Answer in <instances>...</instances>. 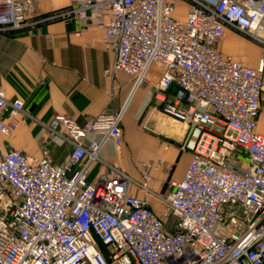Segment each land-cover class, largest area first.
<instances>
[{
	"label": "built area",
	"instance_id": "obj_1",
	"mask_svg": "<svg viewBox=\"0 0 264 264\" xmlns=\"http://www.w3.org/2000/svg\"><path fill=\"white\" fill-rule=\"evenodd\" d=\"M180 1L182 20L174 17ZM30 2L0 0V29L32 24ZM53 16L74 18L79 32L103 29L112 69L134 87L155 69L153 103L186 125L179 150L190 158L180 179L155 191L149 172L136 181L99 157L105 139L121 144L126 104L82 125L55 115L45 132L71 143L63 161L46 149L34 156L0 146V264H264V135L256 131L264 67L214 46L229 25L264 52V0H71ZM23 110L0 86L1 135L15 131ZM90 133L102 139L83 144ZM97 162L109 171L90 178ZM132 185L157 198L161 211Z\"/></svg>",
	"mask_w": 264,
	"mask_h": 264
},
{
	"label": "crops",
	"instance_id": "obj_2",
	"mask_svg": "<svg viewBox=\"0 0 264 264\" xmlns=\"http://www.w3.org/2000/svg\"><path fill=\"white\" fill-rule=\"evenodd\" d=\"M70 3L71 0H31L26 16L32 24L21 29H0V86L7 98L18 97L24 102L18 127L10 136L0 134V146L21 148L34 156L46 149L52 160L59 163L70 153L72 145L59 136H46L45 125L55 115L67 116L82 125L91 115L126 104L121 144L117 146L111 138L105 139L99 157L136 181L142 180L143 171L149 172L152 177L148 186L163 191L168 178L182 177L189 161L190 152L179 150L186 125L163 114L153 103L155 69L150 71L147 84L134 87L130 75L112 69L114 51L104 45L103 29L88 26L79 32L74 18L53 16ZM214 46L248 66L262 65L261 45L229 25H224L223 35ZM149 122L158 129L150 128ZM256 131L264 135V107L257 115ZM101 139V134L90 133L82 138V143ZM178 161L181 164L175 171ZM148 162L157 165V169H147L144 163ZM108 171L105 164L94 163L90 178ZM131 192L147 196L150 206L161 211L157 198L134 185Z\"/></svg>",
	"mask_w": 264,
	"mask_h": 264
},
{
	"label": "rangeland",
	"instance_id": "obj_3",
	"mask_svg": "<svg viewBox=\"0 0 264 264\" xmlns=\"http://www.w3.org/2000/svg\"><path fill=\"white\" fill-rule=\"evenodd\" d=\"M184 3H185V2H184ZM185 12H186V6L183 4V1H180V2L177 4V6H176V9H175V12H174V17H175L176 19H178V20H182V17L184 16ZM258 44H259V43H258ZM259 45H260V44H259ZM261 47H262V46H261ZM263 54H264V52H263ZM262 60H263L262 64H263V67H264V57H263ZM149 127H150V128H154V129H158V126H156V128L152 126V122H149ZM154 136H156V138H158V139L163 138L161 135H154ZM180 164H181L180 161H178V163L175 164V167H176L175 171L179 168V165H180ZM175 167H174V168H175Z\"/></svg>",
	"mask_w": 264,
	"mask_h": 264
},
{
	"label": "trees",
	"instance_id": "obj_4",
	"mask_svg": "<svg viewBox=\"0 0 264 264\" xmlns=\"http://www.w3.org/2000/svg\"><path fill=\"white\" fill-rule=\"evenodd\" d=\"M100 245H101V248H103L104 245L102 243Z\"/></svg>",
	"mask_w": 264,
	"mask_h": 264
},
{
	"label": "water",
	"instance_id": "obj_5",
	"mask_svg": "<svg viewBox=\"0 0 264 264\" xmlns=\"http://www.w3.org/2000/svg\"><path fill=\"white\" fill-rule=\"evenodd\" d=\"M214 1V0H213ZM175 87H177L176 85H174Z\"/></svg>",
	"mask_w": 264,
	"mask_h": 264
}]
</instances>
